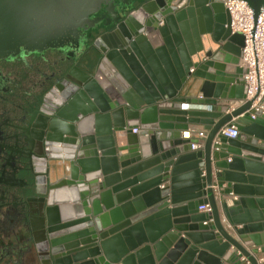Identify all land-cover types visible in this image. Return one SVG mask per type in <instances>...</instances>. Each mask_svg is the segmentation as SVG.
Segmentation results:
<instances>
[{
	"label": "water",
	"instance_id": "obj_1",
	"mask_svg": "<svg viewBox=\"0 0 264 264\" xmlns=\"http://www.w3.org/2000/svg\"><path fill=\"white\" fill-rule=\"evenodd\" d=\"M9 1L20 11L43 5L69 16L108 2ZM243 1L255 22L264 0ZM109 16L87 50L97 57L95 70L54 67L59 83L43 98L50 111L27 114L33 181L8 233L1 223L9 206L0 204V264H264V235H257L264 225L238 221L234 212L246 203L242 194L259 191L242 185L264 177V113L240 118L250 103L227 113L244 98L243 38L225 28L222 0H141ZM140 66L151 70L149 79ZM233 119L240 137H220L213 147ZM188 130L207 133L201 152L181 140ZM223 184L220 195L239 197L232 208L220 206L227 224L212 190ZM183 188L195 202L177 204ZM201 198L209 213L197 212ZM11 238L22 241L19 253L6 244Z\"/></svg>",
	"mask_w": 264,
	"mask_h": 264
},
{
	"label": "flooded vegetation",
	"instance_id": "obj_2",
	"mask_svg": "<svg viewBox=\"0 0 264 264\" xmlns=\"http://www.w3.org/2000/svg\"><path fill=\"white\" fill-rule=\"evenodd\" d=\"M140 1L108 0L95 12L69 16L43 5L20 11L9 0H0V204L10 210L2 231L8 233L16 225L19 207L26 201L24 185L33 181L25 161L33 139L25 131L27 114L30 108L50 111L43 98L59 83L54 67L64 63L76 68L79 53L89 49L93 30L104 29L111 13ZM40 136L34 134L35 139ZM38 144L36 151L41 152V139Z\"/></svg>",
	"mask_w": 264,
	"mask_h": 264
},
{
	"label": "built area",
	"instance_id": "obj_3",
	"mask_svg": "<svg viewBox=\"0 0 264 264\" xmlns=\"http://www.w3.org/2000/svg\"><path fill=\"white\" fill-rule=\"evenodd\" d=\"M222 8L228 16V24L225 28L229 30L231 35H239L243 38L239 59L241 66L239 65V67L244 70L241 79L244 98L240 101H232L227 113L250 103L249 109L240 118L246 117L253 122L257 113H264V7L259 10L255 22L251 8L243 0H222ZM193 72L194 68H191L188 74L191 75ZM196 99L198 102L202 101L200 97ZM132 134H137V129H133ZM240 134L239 124L233 119L230 124L220 129L212 146L216 147L220 144V137L235 140L240 137ZM206 138V132L190 130L184 131L183 136L181 135V140L192 143L190 146L192 152L203 146ZM228 162L230 161L228 160ZM212 190L217 191L218 186H213ZM197 212L209 213L210 207L207 203H203L197 208Z\"/></svg>",
	"mask_w": 264,
	"mask_h": 264
},
{
	"label": "crops",
	"instance_id": "obj_4",
	"mask_svg": "<svg viewBox=\"0 0 264 264\" xmlns=\"http://www.w3.org/2000/svg\"><path fill=\"white\" fill-rule=\"evenodd\" d=\"M223 9V8H222ZM224 11V9H223ZM240 65V64H239ZM241 66V65H240ZM184 132L181 133V135L183 136ZM194 137V136H193ZM205 144V142H204ZM170 146V145H169ZM203 146H201L200 148L196 149L194 152H201L203 150ZM178 153V152H177ZM176 154V153H175ZM262 180L261 182H259V184L255 185H250V184H246V185H242L244 187H252V188H256L258 191V193L253 194L252 196L249 195L248 193L246 194H242L241 198H243L246 203L245 204H240L238 205V208L235 212V214L237 215V220L238 221H242V222H258L257 224H263L264 225V177H261ZM163 186H167V184H164ZM226 189V184H223L221 186H218V190L217 191H213V196H214V200L216 202L217 208H218V214H219V218H220V222L223 224H227V221L225 220L224 216H223V212L221 210V204H226L227 208H232V203L238 201L239 197H235L232 194L229 195H220L219 194V189ZM183 189H180V193H178V195L175 197L176 198V202L177 204H185V203H190V202H195L191 199H195L194 196H190L187 195L183 192ZM206 198H201L200 200H198L199 203L203 204L205 203ZM249 200H252L253 203H250ZM232 237H234L236 239V236L234 234H231ZM257 235H264V229L260 232L257 233ZM8 247L16 253H19L21 251V249H23V244L21 240H16L14 238H11L9 240H7ZM119 249L116 247H114L113 249V253H118ZM263 261H258V264H261Z\"/></svg>",
	"mask_w": 264,
	"mask_h": 264
},
{
	"label": "rangeland",
	"instance_id": "obj_5",
	"mask_svg": "<svg viewBox=\"0 0 264 264\" xmlns=\"http://www.w3.org/2000/svg\"><path fill=\"white\" fill-rule=\"evenodd\" d=\"M76 63L79 65V67L93 72L96 68L97 57L94 53L86 50L82 53H79Z\"/></svg>",
	"mask_w": 264,
	"mask_h": 264
},
{
	"label": "bare ground",
	"instance_id": "obj_6",
	"mask_svg": "<svg viewBox=\"0 0 264 264\" xmlns=\"http://www.w3.org/2000/svg\"><path fill=\"white\" fill-rule=\"evenodd\" d=\"M162 23H160V25H161ZM115 43V45H117L118 43L117 42H114ZM123 42L122 41H120L119 42V44L118 45H120V44H122ZM124 56H127L126 54L124 55ZM111 69H112V71H114V67H112V66H110V63H107V65H105L104 66V68H103V70L105 71V72H107L108 74H110V75H112L111 74ZM140 71H142L144 74H146L145 76H146V78L147 79H149L148 78V76H147V74H148V71H149V74H150V72H151V70H148V68H146L145 69V67H143V66H140V68H138ZM150 69V68H149ZM147 70V71H146ZM147 72V73H146ZM133 73V72H132ZM132 73H130L131 74V76L133 75ZM119 79L121 80V82L122 83H124L125 85H127V82L121 77V76H119ZM121 82H119L118 83V85L120 86V87H122V84H121ZM120 89H123V88H120ZM110 93L111 94H115V91L114 90H110ZM40 139H41V136L37 139H35V141H36V145L39 143V141H40ZM39 145V144H38Z\"/></svg>",
	"mask_w": 264,
	"mask_h": 264
}]
</instances>
